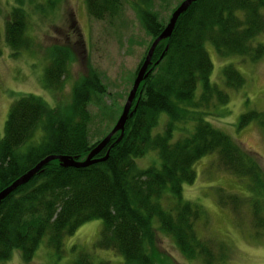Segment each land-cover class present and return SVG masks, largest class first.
Returning a JSON list of instances; mask_svg holds the SVG:
<instances>
[{"label": "trees", "instance_id": "obj_1", "mask_svg": "<svg viewBox=\"0 0 264 264\" xmlns=\"http://www.w3.org/2000/svg\"><path fill=\"white\" fill-rule=\"evenodd\" d=\"M22 2L13 0L2 24L4 45L11 55L27 52L33 43L26 33L27 14ZM56 2L44 0L33 5L39 9L42 5V11L44 7L53 10ZM122 2L83 0L89 17L107 22L118 17ZM140 4L132 9L151 41L167 20L150 10V0ZM185 8L176 16L170 35L152 49L151 64L135 89L130 110L135 107L124 121L121 137L115 141L117 132L110 135L93 156L101 157L107 151L105 159L83 168L61 167L57 160H48L0 200V260L5 261L10 251L17 249L20 259L29 261L42 238L58 258L64 237L82 223L99 219L93 248L111 250L125 263L153 264L154 218L156 228L173 240L181 255L214 264L216 256L193 226L203 210L181 196L182 186L195 178V162L211 154L240 187L230 193L216 187L212 191L215 203L227 207L235 221L244 211L253 231L264 233V170L254 154L202 117L209 104L227 103L226 90H236L244 83L231 63L219 68L222 85L210 81L212 63L203 44L208 42L218 56H243L256 62L264 53L260 43L253 44L255 35L264 31V0H193ZM71 23L69 20L70 29ZM70 51L65 44H52L45 56H40L44 61L40 84L44 88L60 89L72 60ZM99 81L89 68L87 75L70 85L68 102L50 110L30 93L10 99L0 133V190L44 156L82 159L94 146L97 141L91 144L87 138V106L100 102L105 87ZM262 98L264 101V95ZM161 118L163 128L153 132ZM236 120V129L254 122L264 131V112L245 111ZM179 122L182 127L177 126ZM146 151L159 158L157 168L135 165V159ZM70 250L75 256L67 264H93L84 249L72 246ZM98 262L108 264L106 260Z\"/></svg>", "mask_w": 264, "mask_h": 264}, {"label": "rangeland", "instance_id": "obj_2", "mask_svg": "<svg viewBox=\"0 0 264 264\" xmlns=\"http://www.w3.org/2000/svg\"><path fill=\"white\" fill-rule=\"evenodd\" d=\"M27 1L22 2L27 14L25 27L33 43L30 51L11 55L10 49L4 45L2 24L13 0H0V133L10 99L30 93L44 102V109L50 110L56 105L68 102L72 82L82 75H87L89 68H93L100 80L99 84L105 87L100 102L87 106L90 117L87 138L93 144L113 127L126 98V92L130 89L135 70L150 45V38L142 30L132 9L136 4L141 5L142 0H123L118 17L108 22L96 21L89 17L85 13L83 0H57L53 10L44 7V11L42 5L39 6L40 9L33 5L42 4L44 0H33V4L26 3ZM179 2L180 0H150L149 8L157 12L159 19L165 21L171 13V8ZM69 20H72V29L69 28ZM75 27L76 30H73ZM79 36L82 38L76 44ZM256 42L264 48V31L255 35L253 44ZM52 44L69 46L72 56L60 89L56 91H50L40 84L44 63L40 56H45ZM203 48L212 63L208 76L210 81L222 85L218 78L219 68L230 63L244 79V83L236 90H226V104L216 107L209 104L206 115H202L203 119L215 129L230 135L239 147L254 154L259 168L264 170V131L254 122L238 129L235 126L236 118L242 112H264V53L254 62L243 56H218L208 42L203 44ZM163 122V118L158 119L153 132H159L163 128ZM177 126L182 127L183 124L179 122ZM173 134L175 139L178 134ZM158 161L159 158L153 151H146L142 157L135 159V165L140 168H146L147 165L157 168ZM194 174V180L182 186L181 196L189 203L199 205L203 210L200 221L195 222L193 226L195 234L206 240L212 255L216 256L214 264H264V233L253 231L250 218L244 211L241 212L239 220L235 221L227 207H220L214 201L212 191L216 187H221L229 193L240 190L237 180L218 166L213 154L195 162ZM156 224L152 218L151 225L155 227L151 248L153 264H202L200 258L192 259L181 255L173 240L159 231ZM100 226L99 219H91L78 226L72 234L61 240L62 249L58 258L45 246V239L42 238L29 261L24 263L18 256V250L12 249L9 258L0 260V264H67L75 256L70 250L72 246L76 250L84 249L89 253L93 264H98L99 260H106L108 264H129L123 262L121 257L111 250H96L92 247L93 241L99 235Z\"/></svg>", "mask_w": 264, "mask_h": 264}, {"label": "water", "instance_id": "obj_3", "mask_svg": "<svg viewBox=\"0 0 264 264\" xmlns=\"http://www.w3.org/2000/svg\"><path fill=\"white\" fill-rule=\"evenodd\" d=\"M193 0H181L179 4L175 5L173 7V10L171 11L170 15L166 18V23L165 26H163L161 28V32L153 37L151 39V43L148 46V48H146L145 50V55L144 57L141 59V64L138 66V68L135 70V76L133 77L132 81H131V85H130V89L127 90L126 92V98L123 101V106L121 108V111H119L118 113V117L116 118V120L113 122V127H111V129L106 132V134L103 135V138H101L100 140H98L94 146L86 153L84 154V157L81 159H76V158H72L68 157V156H61V155H47L42 157L41 160H38V162L30 169L26 170L25 173L22 174V176H19L15 179L12 180V182L10 184H8L6 187L2 188V190H0V200L3 199L4 196L7 195L8 192H11L13 190V188L17 187L18 185H22L28 178L32 177L33 174L37 171V169L39 167H42L48 160L53 161V160H57L58 163L61 165V167L63 166H72V168L74 167H84L88 164H94L95 161L98 160H104L105 159V155L107 153V151L104 153L103 156L101 157H97V158H93L95 153H98L102 147L104 146L105 143L108 142L110 135H113L115 132H117V136H116V140L117 141L121 136V132H123V124L124 121L127 119V117L129 116L130 112L133 111L134 107H135V103L133 104V109H131V101L134 98V92L135 89H137L138 83L139 81L142 80V78H144L147 74L148 69V65L151 64L150 62V58L152 56V49L153 47H155V45L161 41L164 38H167V36L170 35L171 33V28L172 25H174L175 21H176V16L180 15L181 12H183L186 8V6L188 4H191Z\"/></svg>", "mask_w": 264, "mask_h": 264}]
</instances>
